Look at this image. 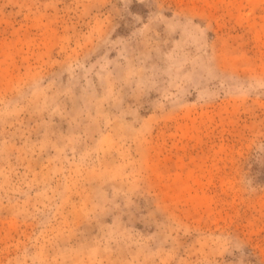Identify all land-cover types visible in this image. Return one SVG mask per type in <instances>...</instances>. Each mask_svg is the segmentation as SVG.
I'll return each mask as SVG.
<instances>
[{"label":"rangeland","instance_id":"1","mask_svg":"<svg viewBox=\"0 0 264 264\" xmlns=\"http://www.w3.org/2000/svg\"><path fill=\"white\" fill-rule=\"evenodd\" d=\"M0 264H264V0H0Z\"/></svg>","mask_w":264,"mask_h":264}]
</instances>
